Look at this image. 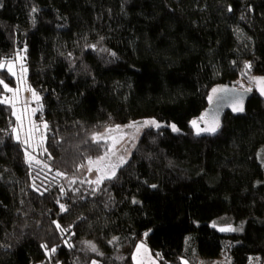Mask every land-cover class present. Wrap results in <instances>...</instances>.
<instances>
[{
	"label": "trees",
	"instance_id": "obj_1",
	"mask_svg": "<svg viewBox=\"0 0 264 264\" xmlns=\"http://www.w3.org/2000/svg\"><path fill=\"white\" fill-rule=\"evenodd\" d=\"M22 48L46 155L26 160L0 101V264H131L140 241L159 264L264 262V101L188 126L215 83L264 77V0H0V63ZM150 117L113 176L66 181L106 152L93 134Z\"/></svg>",
	"mask_w": 264,
	"mask_h": 264
},
{
	"label": "rangeland",
	"instance_id": "obj_2",
	"mask_svg": "<svg viewBox=\"0 0 264 264\" xmlns=\"http://www.w3.org/2000/svg\"><path fill=\"white\" fill-rule=\"evenodd\" d=\"M25 50L26 48L18 50L12 59L0 63V70L9 72L14 78L7 83L3 81L4 92L0 96V101L11 106L16 122L12 131L13 138L23 144L26 160L31 164L44 166L47 122L41 118L42 115L37 116L43 107V99L41 94L29 84L27 67H25ZM235 80H237V85L240 88H254V82L249 77L245 78L238 74ZM162 125L164 123L159 122L154 117L139 118V120H133L118 125V127H108L103 131L96 132L91 136V139L95 142H104L106 152L95 159L87 160L77 175L68 177L66 181L69 183L88 182L98 185L104 179L113 176L120 166L127 162L140 133L145 128ZM210 223L220 233L241 232L243 227L241 224L230 222L225 216H220ZM135 248L131 264H159L158 258L152 255L145 241H140ZM230 258L229 252L222 249L219 257L204 258L200 260L199 264H227ZM183 263L192 264L186 259L183 260ZM36 264L44 263L37 262ZM256 264H264V262Z\"/></svg>",
	"mask_w": 264,
	"mask_h": 264
},
{
	"label": "water",
	"instance_id": "obj_3",
	"mask_svg": "<svg viewBox=\"0 0 264 264\" xmlns=\"http://www.w3.org/2000/svg\"><path fill=\"white\" fill-rule=\"evenodd\" d=\"M253 89L238 87L237 80L215 83L209 90L207 106L200 116L189 122L188 126L196 138H206L215 134L227 112L234 116L245 115L248 100L255 94L264 101V77L255 75Z\"/></svg>",
	"mask_w": 264,
	"mask_h": 264
}]
</instances>
